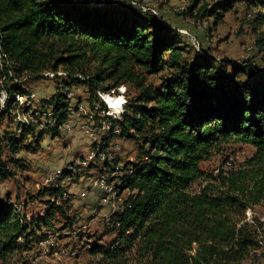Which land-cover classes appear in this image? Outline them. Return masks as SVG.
<instances>
[{
	"label": "trees",
	"instance_id": "trees-1",
	"mask_svg": "<svg viewBox=\"0 0 264 264\" xmlns=\"http://www.w3.org/2000/svg\"><path fill=\"white\" fill-rule=\"evenodd\" d=\"M233 1L218 7L229 11ZM260 4L264 7V0ZM194 6L184 14L209 12ZM47 71L62 72L60 79L55 76L58 87L84 85L89 100L95 91L121 84L139 92L133 101L125 99L119 130L120 137L141 141L145 159L120 179L119 190L129 194L106 224L116 235L98 264H255L264 248V219L255 213L264 207V65L219 62L205 50L189 61L170 25L124 5L0 0V94H6L0 120L12 119L15 95L32 93L21 78ZM159 73L158 87L145 82L144 75ZM239 74L248 79H237ZM65 99L57 89L41 101L52 107L51 116L0 133V180L13 174L4 156L18 160L21 150L40 143L42 133L35 129L56 131L66 120ZM30 136L37 138L28 145ZM229 142L251 145L254 152L239 163L201 167ZM41 191L60 193L54 187ZM46 206L43 215L21 223L11 205L0 201V264L15 257L23 258L16 264H30L22 252L43 237L35 234L50 226L54 213L63 216L65 227L72 224L67 205L48 199Z\"/></svg>",
	"mask_w": 264,
	"mask_h": 264
},
{
	"label": "rangeland",
	"instance_id": "rangeland-1",
	"mask_svg": "<svg viewBox=\"0 0 264 264\" xmlns=\"http://www.w3.org/2000/svg\"><path fill=\"white\" fill-rule=\"evenodd\" d=\"M57 1L90 7L106 4L124 5L150 15L152 11H155L164 23L173 28V33L178 37L179 45L183 48L184 57L189 61L198 50H205L219 62L224 60L242 65L248 61L260 67L264 65V7L261 6L260 0H234L230 10L226 12L219 8L221 6L218 7L225 0ZM191 4H195L194 7L199 12L206 6L209 12L205 16L184 14ZM259 20H262V22L259 23ZM259 40H262L260 46ZM224 63L230 75L232 73L231 66L227 65V62ZM61 73V71L56 74L47 71L40 77L23 76L21 78L22 85L25 89L35 94L36 91L40 94H46L49 89L54 92L59 89L67 96V100L65 99L67 109L68 107L69 109L73 107L75 110L78 105L75 106V97L85 94L86 87L84 85H74V88L62 85L58 87V79L55 76L59 78ZM161 74H146L144 75L145 82L151 83L156 88L162 82ZM249 74H251V71H249ZM236 78L246 80L248 75L239 74ZM138 93V90L129 84H121L115 88L111 87L100 94V97H94L91 101L87 94H85L86 97L84 99L78 101L81 103V107H89V109L96 103L101 108L109 105L113 108V115L109 116H116L118 119L113 121L114 123L112 122L113 127L119 128V122L122 120L124 113L125 99L126 101L128 99L133 101ZM26 96L15 97L18 102L17 109L10 121L5 117L0 120V133L5 130L12 131L15 129L16 131V123L27 124L30 122V116L33 117V121L37 116L41 118L51 116L52 107H49L48 104L41 106V101H45V99L35 100V97ZM3 98L4 92L2 91L0 94L1 105L3 104L2 101H5ZM23 98L24 102H21ZM76 112L79 111H74V113ZM82 119L84 121H75L76 129H88V123H95V117L94 119H87L84 112H82ZM73 120L74 114L61 123L56 131L45 129V127L41 128V126L35 129L36 135L39 132L42 133V142L37 143L31 150L23 149L21 154L15 156V159L18 158V160L10 162L4 156L6 167L13 174L9 178L0 180V201L11 205L14 214L21 223H26L33 217L43 215L47 208L46 201L48 199L54 201V195H48L43 191H41L43 193L38 194L43 188H58L60 189L59 195L62 194L63 189L69 193V200L63 202L62 205L70 206V210H66V214L70 217L72 224H68L65 227L67 223L63 216L54 213L50 220V226L45 228L42 225L40 232L35 234L38 237L41 233H44L43 237L37 238V244L33 245L29 252H22V255H28V259L29 256L32 257L34 262H30V264H98L101 254L106 251L115 239L116 234L108 232L106 224L109 222L108 217L122 210V191L119 190L120 179L131 172L134 165L142 164L145 159V157L140 156L141 141L137 138L120 137L121 130L118 133H111L106 140H102L101 136L110 133L106 130L105 124L100 128L99 135H96L95 138H89L90 146H93V149H90V154L80 155L81 151H75L72 144L65 147L70 136L66 137L69 134L63 131V128L65 127V122H73ZM40 128L43 130L40 131ZM18 131L19 129L16 132ZM70 135H75L76 139L79 137V140L84 138L80 133L76 132ZM54 137L56 140L53 142L57 150L55 151L58 153L56 155L53 153V161H49L48 159L50 158H47L48 164H42L43 157L47 153L50 154L51 148H54L52 147V138ZM115 137L116 140L112 141ZM33 138L36 139L37 136H30L26 143L29 145V141L34 140ZM145 147H147V144ZM97 149L99 150L97 151ZM114 150L119 151L111 154V161H109V153ZM94 152H96V155H93ZM253 152L254 148L248 144L223 143L218 147V152L214 151L208 160L201 163V167L205 170H214L221 164L228 166L230 161L239 163L250 157ZM74 157H80V162L71 160ZM225 157H228L227 163L224 162ZM60 159H64L65 168L63 169H57L59 166L56 164L60 163L58 162ZM114 163H120V165ZM85 169L87 173L84 175ZM51 171V181L54 182L43 185V178ZM61 177L63 179H59ZM105 179L108 183H106ZM102 180L105 181V184H108L107 194L109 195L110 205H114L110 209V213L102 210L101 207L104 205L103 202L106 198V189L100 187V181ZM98 185L99 189L92 190L93 186ZM192 187L196 188V185ZM112 189L113 191H111ZM80 191L89 192L85 197H82ZM91 193L96 195L95 202H93L94 198ZM128 194V191H126V196ZM75 213L80 216L76 221ZM251 213L250 210H247L246 215L249 217ZM255 213L264 219V207L257 208ZM45 236L46 239L41 241ZM39 241L53 243L44 245ZM93 245L98 246L95 252H91ZM62 247L68 250L67 255H61L59 252ZM258 253L259 259L255 264H264V248H261ZM22 262L23 258L15 257L10 261V264Z\"/></svg>",
	"mask_w": 264,
	"mask_h": 264
},
{
	"label": "built area",
	"instance_id": "built-area-1",
	"mask_svg": "<svg viewBox=\"0 0 264 264\" xmlns=\"http://www.w3.org/2000/svg\"><path fill=\"white\" fill-rule=\"evenodd\" d=\"M152 14L155 15L159 20H161L160 16H158V14L155 11H152ZM26 97H35V96L33 93H30ZM95 97H100L99 92H96ZM5 98H6V94L4 93V100H5ZM21 102H24V98L21 99ZM82 112H91V114H95V123H88V129H76L75 128V121H84V119H82ZM107 115H113V108H111L109 105H106L104 108H96V110H89V107H82L79 112L74 113L73 122H65V127L63 128V131H65L67 134H75V132L80 133L82 136H84L88 139L89 138H95L96 135L100 134V128L102 127V125L108 124L107 123ZM37 122H38V119H34V123H37ZM110 125L113 126V124H110ZM114 140H116V137L113 138L112 141H114ZM90 149H93V146H89V148L85 154H90ZM118 151L119 150H114V151H111L109 153V161H111V154H114L115 152H118ZM71 160H78L80 162V157H76V158L74 157ZM114 164L120 165V163H114ZM68 165H69V163H68ZM76 172H78V170H76ZM51 173H52V171L49 172L43 178V183H42L43 185H46L47 183L54 182V181H51ZM59 179H63V177H61ZM88 181H90V180H88ZM101 185H106V198L104 199L103 204L107 205L111 209L114 205H110L109 195L107 194L108 184L102 183ZM97 189H99V185L93 186L92 190H97ZM88 192H81L82 197H85L88 194ZM125 199H126V190H122L121 203H123ZM68 200H69V193H67L64 189L62 190L61 195L54 196V203L56 205H61L63 202H67ZM66 210H70L69 205H67ZM74 217H75V221H76L77 219H79L80 216L75 213ZM40 243L45 245V244H52L53 242H40ZM67 254H68V250L66 248L62 247L61 248V255H67ZM29 261L34 262V260L32 259L31 256H29Z\"/></svg>",
	"mask_w": 264,
	"mask_h": 264
},
{
	"label": "crops",
	"instance_id": "crops-1",
	"mask_svg": "<svg viewBox=\"0 0 264 264\" xmlns=\"http://www.w3.org/2000/svg\"><path fill=\"white\" fill-rule=\"evenodd\" d=\"M33 94H34V96H35V100H40V99H47V97H51L55 92L54 91H52V90H50L49 89V91H47V93L45 94V93H43V94H40L39 92H37L36 91V94L34 93V92H32ZM45 94V95H44ZM49 97V98H50ZM85 98V94H82L81 96H78V97H75V102L78 104L77 105V107H81V103L78 101V100H82V99H84ZM82 108V107H81ZM89 110H95L94 109V107H91ZM90 112H84V114L87 116V119H90L89 117H88V114H89ZM106 130H108V129H106ZM110 133H108V134H104V136H101V139L102 140H106L107 138H108V136H110V134L111 133H116V132H114L113 130H108ZM68 136H70L69 138V141H68V143H67V145L65 146V147H67L69 144H72V146L75 148V151H77V152H79V151H81V153H80V155H84L85 153H86V151L88 150V148H89V146H90V144H91V142H90V140L88 139V138H86V137H84L83 139H81V140H79V137L76 139L75 138V135H67L66 137H68ZM53 140H52V144H53V146L52 147H54L53 149L51 148V151H50V154H46V156L45 157H43V160L41 161L42 162V164H48V161L46 160L47 158H50V159H48L49 161H53L54 160V155H53V153H55V155L58 153V152H56L57 150L55 149V146H54V142H55V137L54 138H52ZM68 140V139H67ZM44 141H46V140H44ZM54 141V142H53ZM40 142H42V140L40 141ZM63 144H65V143H63ZM56 150V151H55ZM99 149H97V151H98ZM74 151V152H75ZM48 152V151H47ZM22 153V150L18 153V155L19 154H21ZM74 155V154H73ZM93 155H96V152H94L93 153ZM73 157V156H72ZM72 159V158H71ZM58 162H60V163H58V164H56L57 166H59L57 169H63V168H65V163H64V159H60ZM69 163V162H68ZM61 167V168H60ZM85 173H87L86 172V169L84 170V175H85ZM89 174V173H88ZM92 194V197L94 198L93 199V202H95L96 201V195H94V193H91ZM90 200H92V199H90ZM102 207V210H105V211H109V213H110V208L107 206V205H102L101 206ZM106 216V215H105ZM110 217H108V219H109Z\"/></svg>",
	"mask_w": 264,
	"mask_h": 264
},
{
	"label": "bare ground",
	"instance_id": "bare-ground-1",
	"mask_svg": "<svg viewBox=\"0 0 264 264\" xmlns=\"http://www.w3.org/2000/svg\"><path fill=\"white\" fill-rule=\"evenodd\" d=\"M22 97V95H15V97ZM3 100H4V98H3ZM2 103H3V101H2ZM18 103V102H17ZM93 107H94V109L96 110V108H99L100 107V105H98V103H96L95 105H93ZM72 109H69V107H68V109H67V118L68 117H71L73 114H74V111H80L81 110V107H75V110H74V108L73 107H71ZM101 108V107H100ZM26 110H27V108H25ZM29 111V110H28ZM26 114V113H25ZM29 114V113H28ZM30 115V114H29ZM25 116H27V115H25ZM88 117L90 118V119H94V117H95V114H91V112L88 114ZM66 118V119H67ZM29 120H32V116H30L29 117ZM115 120H118L117 119V117L116 116H112V117H110L109 115H107V123L108 124H105L104 126H105V128L106 129H108V130H113L114 132H116V133H118V131H119V128H117V127H113L112 125H110V124H112V122L113 121H115ZM114 123V122H113ZM120 145V144H119ZM103 155V154H102ZM58 178V177H57ZM105 181H106V179H105ZM105 181H100V187L102 188V189H106V185H101L103 182L105 183ZM106 183H108L107 181H106ZM111 188V187H110ZM114 189V188H113ZM113 189L111 190V191H113ZM115 190V189H114ZM108 191V190H107ZM106 192V191H105ZM115 192V191H114ZM49 236V235H48ZM60 251V253H61V249H59Z\"/></svg>",
	"mask_w": 264,
	"mask_h": 264
}]
</instances>
